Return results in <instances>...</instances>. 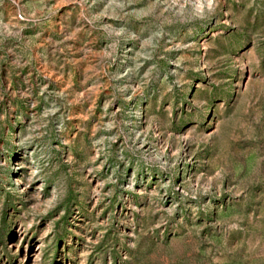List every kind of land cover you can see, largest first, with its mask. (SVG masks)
<instances>
[{
    "label": "rangeland",
    "instance_id": "rangeland-1",
    "mask_svg": "<svg viewBox=\"0 0 264 264\" xmlns=\"http://www.w3.org/2000/svg\"><path fill=\"white\" fill-rule=\"evenodd\" d=\"M0 264H264V0H0Z\"/></svg>",
    "mask_w": 264,
    "mask_h": 264
}]
</instances>
